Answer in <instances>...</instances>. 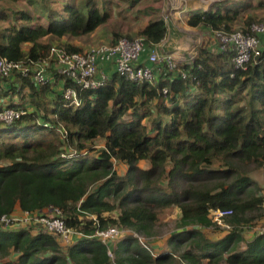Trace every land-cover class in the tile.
<instances>
[{
  "label": "trees",
  "instance_id": "obj_1",
  "mask_svg": "<svg viewBox=\"0 0 264 264\" xmlns=\"http://www.w3.org/2000/svg\"><path fill=\"white\" fill-rule=\"evenodd\" d=\"M19 1L0 0V22L7 23L0 26V57L31 65L28 75L15 69L0 80V111L25 110L11 123L0 121V216L59 208L83 235L67 244L39 224L0 223V264H111L110 246L119 264H264V232L246 238L245 228L264 215V187L252 176L264 177V34L261 54L242 69L232 61L233 46L222 50L219 41L174 69L144 53L154 83L113 71L103 86L84 89L50 61L51 80L39 84L32 65L48 60L54 47L85 52L76 38L108 23L112 3L4 6ZM246 10L239 1L219 0L190 10L187 23L214 34L248 31L255 18H246ZM138 33L148 45L159 44L168 24L156 16ZM114 36L108 43L136 38ZM67 87L76 88L79 104L63 96ZM172 207L180 219L167 240L170 251L154 255L134 234L108 243L94 235L111 226L155 235L160 213ZM218 209L232 210L227 230L213 221ZM211 228L223 235L207 236Z\"/></svg>",
  "mask_w": 264,
  "mask_h": 264
},
{
  "label": "built area",
  "instance_id": "obj_2",
  "mask_svg": "<svg viewBox=\"0 0 264 264\" xmlns=\"http://www.w3.org/2000/svg\"><path fill=\"white\" fill-rule=\"evenodd\" d=\"M263 34L264 21L252 22L248 31H217L216 33L222 50H226L228 46H233L234 56L232 61L237 69L246 68L253 57L261 54V39L259 36ZM157 45H148L144 37H136L135 39L121 37L115 43L98 44L90 47L85 52H68L62 47H54L50 52L48 60L46 59L43 62L32 65L35 70L32 78L34 82L39 84L50 81L51 77L45 73V70H47L46 64L49 65L50 61H52L55 70L62 75L72 78L77 86L84 89L103 86L111 76L106 69L108 65H112L116 72H119L130 80L154 83L157 79L156 71L152 65L145 63L143 58L144 53L149 51V55L151 54L154 57L153 59H156V63L165 64L169 69H174L178 65L171 54L160 55L156 47ZM15 69L23 71V73L28 75L31 65H23L20 62L11 61L6 57H0V80L10 76ZM163 93L166 95L168 89L165 88ZM63 96L79 104L76 88H65ZM24 113V109L6 108L0 111V121L11 123L20 119ZM59 130L61 132L64 131L63 129ZM231 214V209L215 210L212 212L213 221L221 227L229 228L230 224L226 222V217ZM0 223L5 226L39 224L42 228L58 235L67 244H72L73 235H83L68 226L62 217V210L59 208H48L36 213H30L17 208L10 215L0 216ZM127 231L128 229L111 226L97 229L94 235L105 243H108L120 239ZM133 234L142 246L155 255V251L150 246L151 244L146 236L135 231ZM108 255L112 259L111 264H119L112 246L108 248Z\"/></svg>",
  "mask_w": 264,
  "mask_h": 264
},
{
  "label": "rangeland",
  "instance_id": "obj_3",
  "mask_svg": "<svg viewBox=\"0 0 264 264\" xmlns=\"http://www.w3.org/2000/svg\"><path fill=\"white\" fill-rule=\"evenodd\" d=\"M23 1V0H22ZM19 1L16 3H5L4 6L25 8V1ZM135 1V2H134ZM216 0H110L112 3L111 8L113 11L112 18L108 23L98 28L95 32L85 35L80 38L72 39L77 43L82 44L84 49H89L92 46H96L102 43H108L115 38L114 34L129 35L132 37H140V29L146 25L151 17H162L171 26L169 30L177 32L178 36H172L169 32L166 39L158 44L157 50L160 55L171 54L177 64L182 62L191 63L197 56L198 48L201 46L217 47L219 40L216 34L212 33L209 28L206 27H192L187 23L186 11L193 8H209L210 5H214ZM241 2L247 10L244 12L246 18L254 17L255 21H264V0H235ZM134 2V3H133ZM148 8H153L157 11L156 14L147 11ZM141 13V14H137ZM7 25L6 22H0V26ZM117 37V36H116ZM55 42L57 40L52 39ZM67 40V38H64ZM263 41V40H262ZM169 42H173L170 47ZM28 47V45L26 46ZM169 49H171L169 51ZM150 54L148 60L151 63H155L156 59ZM50 77L52 76L49 69L45 70ZM96 143L100 146L103 141L97 140ZM116 169L120 174L125 171V165L117 162ZM252 176L261 186L264 187V177L261 172L253 171ZM180 219V210L177 207H172L164 212L160 213V218L157 223V232L155 235L147 236L149 243L156 253L163 250L170 251L167 240L171 234L178 231V222ZM227 222V219H226ZM36 228V227H34ZM224 230V227H220ZM246 238H251L255 235L264 232V215L256 219L252 224L245 226ZM222 229H206L204 232L211 238H217L222 234L217 233ZM133 230L128 229V233L133 234ZM140 233V232H139ZM145 237V238H146ZM244 245V243H242ZM185 249L182 248L180 253ZM179 253V254H180ZM178 254V253H177ZM174 264H185L178 259Z\"/></svg>",
  "mask_w": 264,
  "mask_h": 264
},
{
  "label": "crops",
  "instance_id": "obj_4",
  "mask_svg": "<svg viewBox=\"0 0 264 264\" xmlns=\"http://www.w3.org/2000/svg\"><path fill=\"white\" fill-rule=\"evenodd\" d=\"M219 0H216L215 2H213V3H215V4H217V2H218ZM193 9H204V8H193L192 6H191V9L190 10H193ZM190 10H187L185 13H186V15H187V19L189 18V16H188V12L190 11ZM156 12V11H155ZM154 12V13H155ZM156 14V13H155ZM151 18H153V17H151ZM150 18V19H151ZM166 20H167V18H166ZM167 22V21H166ZM168 24V23H167ZM170 25L168 24V33L170 32L171 33V35L172 36H178L177 34V32H175V31H172V30H169L170 29ZM167 37V36H166ZM166 37L164 38V39H166ZM262 38H263V40H264V35L262 36ZM163 39V40H164ZM163 42V41H162ZM172 43L173 42H169V45H170V47H173L172 46ZM171 49H169V51H170ZM183 63V62H182ZM106 69H107V71L111 74L113 71H115V69H114V67L112 66V65H108V66H106ZM145 235V234H144ZM154 250V249H153ZM155 251V250H154ZM156 253V252H155Z\"/></svg>",
  "mask_w": 264,
  "mask_h": 264
}]
</instances>
